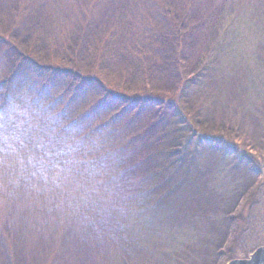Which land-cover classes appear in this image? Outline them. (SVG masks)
I'll use <instances>...</instances> for the list:
<instances>
[{"label":"rangeland","instance_id":"rangeland-1","mask_svg":"<svg viewBox=\"0 0 264 264\" xmlns=\"http://www.w3.org/2000/svg\"><path fill=\"white\" fill-rule=\"evenodd\" d=\"M188 1L0 0V89L47 87L92 114L119 169L117 207L95 224L0 186V264H143L178 230L194 239L176 264H227L264 245V176L254 164L264 162V144L255 118L217 105L229 101L214 94L226 86L225 71L213 68L222 73L215 86L211 77L198 88L183 86L178 71H201L217 27L244 10L243 0H197L190 9ZM118 27L132 40L107 59L111 42L123 41L110 39ZM31 61L53 68L50 79ZM106 92L123 98L103 105ZM139 97L154 107L143 111ZM226 142L244 153L235 169Z\"/></svg>","mask_w":264,"mask_h":264},{"label":"clouds","instance_id":"clouds-1","mask_svg":"<svg viewBox=\"0 0 264 264\" xmlns=\"http://www.w3.org/2000/svg\"><path fill=\"white\" fill-rule=\"evenodd\" d=\"M91 116L47 87L0 89V186L84 224L106 220L119 169Z\"/></svg>","mask_w":264,"mask_h":264},{"label":"trees","instance_id":"trees-1","mask_svg":"<svg viewBox=\"0 0 264 264\" xmlns=\"http://www.w3.org/2000/svg\"><path fill=\"white\" fill-rule=\"evenodd\" d=\"M196 1L197 0H189L187 2V6L189 7L188 9L200 3L197 2L196 4ZM242 3L244 4L242 7L244 10L241 9L240 13H238L239 10L229 12L225 17L223 16L224 21H222L218 27L213 24L214 28L217 27L218 39L209 50L201 71L194 75L183 73L182 70L178 71L179 75L182 74L181 77L184 82L183 86L188 87L194 83L197 88L200 84H206L210 79H212L211 77H213V81L209 85L212 84L213 86L216 78L218 80V78L222 76V73L213 74V68L219 70V72H222V70L225 71L223 76L226 75L228 80L226 81L227 83L225 80H223V82L226 86L224 89H220L218 87H216V89L214 88V94L215 96L219 95L220 97L225 95V97H228L229 101L227 100L224 104H217L213 99L214 102L219 105V107L223 106L233 109L237 116L242 115L247 117L252 115L255 119L250 118L249 120L256 121V129L259 128L261 133V135L256 136V138L264 144V56H262V53L264 54V49L259 48L264 46V9L262 10V8H264V0H243ZM142 34L143 32H138L137 34H134V36L141 37ZM118 35L121 36L124 42L120 40L117 42H111L109 45V55L107 59H113V53L119 51L121 44L124 46V43L126 41H131L132 39L130 38L133 37V34L127 35L123 33L122 29L119 27L110 31L109 34V36L112 37L110 39L116 38ZM141 39L142 38H140V40ZM135 43L133 45H135ZM122 48L123 47H121V49ZM31 62L32 64L30 63V66L37 75H42L47 79H50L53 68L51 69V67L41 66L34 61ZM208 70L212 71L208 72ZM221 81L222 80H220L219 85L220 83H223ZM234 81L235 84L241 85L242 88L238 91L241 92L242 90V94H236L237 90L236 87H234ZM228 83L231 86H229ZM119 98L123 97L106 92L102 98L103 101H105V104L103 103V105H111L113 104V101H117ZM102 99H100V101ZM134 100L141 102L143 111L154 107L153 104L149 103L145 97H139ZM156 100L159 102L161 101L159 99ZM228 104H230V106ZM114 113L115 115L113 116V119L120 116V111ZM145 113L146 112H144V114ZM155 128L156 127H152L151 129ZM225 146L226 152L229 153L231 157V165L233 166L232 169H235L240 164V154L244 153L236 144L226 142ZM254 164L260 165L261 173L264 176V162L261 164ZM183 236L186 237L183 238ZM193 239V234H185V232L183 233L178 230L170 239H166V241H169L171 245H167L161 252L158 253L149 252V256L146 257L143 264H176V260L178 259L176 256L178 252L182 250L181 246L186 243L185 241H191ZM131 244V246H134L133 241ZM253 251H250L246 255H241L240 257H247ZM190 259L191 258L187 257V263L183 264H192L191 262L189 263Z\"/></svg>","mask_w":264,"mask_h":264},{"label":"water","instance_id":"water-1","mask_svg":"<svg viewBox=\"0 0 264 264\" xmlns=\"http://www.w3.org/2000/svg\"><path fill=\"white\" fill-rule=\"evenodd\" d=\"M227 264H264V245L258 246L247 257L231 259Z\"/></svg>","mask_w":264,"mask_h":264},{"label":"bare ground","instance_id":"bare-ground-1","mask_svg":"<svg viewBox=\"0 0 264 264\" xmlns=\"http://www.w3.org/2000/svg\"><path fill=\"white\" fill-rule=\"evenodd\" d=\"M132 245V244H131Z\"/></svg>","mask_w":264,"mask_h":264}]
</instances>
